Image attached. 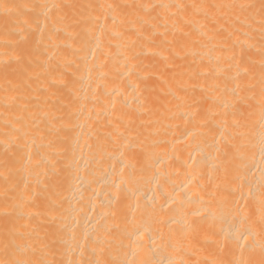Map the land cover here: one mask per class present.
I'll return each mask as SVG.
<instances>
[{"label": "bare ground", "instance_id": "6f19581e", "mask_svg": "<svg viewBox=\"0 0 264 264\" xmlns=\"http://www.w3.org/2000/svg\"><path fill=\"white\" fill-rule=\"evenodd\" d=\"M0 264H264V0H0Z\"/></svg>", "mask_w": 264, "mask_h": 264}]
</instances>
